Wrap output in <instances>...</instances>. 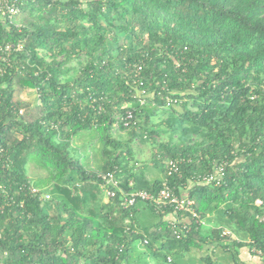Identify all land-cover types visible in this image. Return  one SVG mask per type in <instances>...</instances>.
I'll list each match as a JSON object with an SVG mask.
<instances>
[{"label":"trees","instance_id":"1","mask_svg":"<svg viewBox=\"0 0 264 264\" xmlns=\"http://www.w3.org/2000/svg\"><path fill=\"white\" fill-rule=\"evenodd\" d=\"M21 2L11 22L0 19V46L11 45L0 53V264H244L240 247L264 251V0ZM25 87L33 106L20 97ZM129 106L143 140L156 133L150 118L167 113L169 140L153 163L183 159L169 183L217 219L209 234L192 222L176 239L171 208L124 207L118 191L105 198L100 173L125 191L161 185L123 164L130 151L111 128ZM91 127L102 144L97 170L69 152L71 137ZM30 160L45 179H29ZM222 160L220 185L194 181ZM193 249L206 252L193 262Z\"/></svg>","mask_w":264,"mask_h":264},{"label":"built area","instance_id":"2","mask_svg":"<svg viewBox=\"0 0 264 264\" xmlns=\"http://www.w3.org/2000/svg\"><path fill=\"white\" fill-rule=\"evenodd\" d=\"M21 0H0V19L4 21H10L11 19L19 13L21 7ZM10 44L0 46V53H8L10 51ZM17 49L20 46L17 44ZM0 59L5 61L6 58L0 55ZM141 70V65L135 66L134 81L138 82L139 85L142 84L139 81V71ZM147 92L143 89L139 92L138 104L139 106L145 103V97ZM165 104L167 107L174 106L177 101L171 96L164 97ZM101 106L98 108L100 112ZM135 107H128L123 116L115 117L114 123H112V128L119 129H129L136 125L135 119ZM97 112V111H96ZM183 162V159H166L164 161L165 174L162 178L161 185L155 193L146 191L144 189H131L129 191L123 190L118 179L114 176V173H100L101 179H103L100 188L102 189L105 198H112L116 195V192H120L123 195V205L124 207H131L139 202H149L153 206L155 212H161L164 208H171L173 218L167 220L169 228L172 230L176 239H182L190 233L192 222L196 225L203 226L205 224V219L202 218L192 207L193 202L186 197V195L177 194L175 188L169 183V177L178 172L179 164ZM226 161L215 162L213 165V170L202 174H196L193 176L194 181L202 183H211L215 186L220 185L223 175L224 167ZM129 186H132V182L129 181ZM30 193L39 194V197L43 199H48L50 197L49 193L41 192L40 189L30 186ZM258 204L259 201L256 200ZM223 234H229L228 231H223ZM146 242V241H144ZM255 253L259 257L264 258V251L254 249ZM170 260V258H168Z\"/></svg>","mask_w":264,"mask_h":264},{"label":"rangeland","instance_id":"3","mask_svg":"<svg viewBox=\"0 0 264 264\" xmlns=\"http://www.w3.org/2000/svg\"><path fill=\"white\" fill-rule=\"evenodd\" d=\"M64 66L67 67H76L77 62L76 60H73L67 64H64ZM73 72V71H72ZM20 97L29 101L30 105L33 106L37 103L36 95L34 92V89L31 87H25L20 92ZM167 117V113L158 111V114L150 118L149 125L153 126V129L156 131V133L152 136L153 142H151V139H141L140 136H138L140 133L138 131L139 128H129V129H115L111 128L112 136L114 138H117L121 140L123 143L127 144V148L130 151V155L132 156V160L135 164H138L141 166L142 164H150L153 165V155L156 154V152H160L158 149V145L162 142H168L169 135L165 131V119ZM131 130H136L137 135H132ZM97 130L94 127L91 128H85L82 130L77 131L70 139L69 142V152L78 160H80L81 164L85 167H93L94 169H99V166L102 162V149H101V141H97ZM176 138V136L174 137ZM97 141V142H96ZM124 152H126V148L123 149ZM165 158H162V164L164 165ZM152 170V177L151 178H159V171H157L155 164L153 165ZM26 170L27 175L30 180H32L34 183L40 182V180L45 179L47 176V171L43 169L42 167L38 166L34 161L30 160L26 164ZM147 219H152L153 216H150V214L147 213L146 215ZM213 218V217H212ZM208 216L206 217L205 221L207 225H212V227L215 224H218L219 222L214 221ZM226 231V230H223ZM235 237V236H234ZM203 253L206 252L202 251ZM193 249V252L190 257L194 258L195 262L198 259V256L200 253ZM210 252V251H208ZM217 252V251H215ZM217 255V254H216ZM172 259V256H169ZM189 258L187 259V261ZM192 260V259H191ZM257 261V260H256ZM151 264L153 262H150ZM254 264H259L254 263Z\"/></svg>","mask_w":264,"mask_h":264},{"label":"crops","instance_id":"4","mask_svg":"<svg viewBox=\"0 0 264 264\" xmlns=\"http://www.w3.org/2000/svg\"><path fill=\"white\" fill-rule=\"evenodd\" d=\"M97 137L98 138H96V140L97 141H99L100 140V136H99V134H97ZM151 140H152V138H151ZM96 141V142H97ZM154 140H152L151 142H153ZM127 152H123V156H125L126 157V159H127V161H125L123 164H127V166H128V168H130V170H132L133 172H135V173H141V172H143L144 173V176L147 178V179H153V178H151L152 177V170H154L153 169V165H154V163H152L153 165H150L149 163L148 164H146V163H144V164H142L141 166H139L138 164H135L134 162H133V158H132V156L130 155V153H127ZM102 163V162H101ZM89 168H91V169H94L92 166L91 167H89ZM157 168V171H159V179L161 180L163 177H164V169L162 168V167H156ZM97 170V169H96ZM131 181V180H130ZM132 182V181H131ZM191 185V184H190ZM185 189H183V191H182V194L183 195H185L184 193H185ZM140 213V215H142V217L144 218V219H147L146 218V215H147V211H140L139 212ZM174 216L173 215H167V216H165V220H169V219H172ZM210 217V216H209ZM211 218V217H210ZM212 220H213V218H211ZM214 221H216V220H214ZM218 222V221H217ZM211 228H212V225H207L206 224V221H205V224L203 225V232L204 233H206V234H209L210 233V230H211ZM224 230H226V228L224 229ZM227 231V230H226ZM215 248V246H214V244H212L211 245V249L213 250V251H218V249H214ZM238 256H239V259L244 263V264H254V263H258L259 262V264H264V260H263V258H261V257H258V256H256V255H254L252 252H251V250L247 247V246H243V247H240L239 249H238ZM257 260V261H256Z\"/></svg>","mask_w":264,"mask_h":264}]
</instances>
